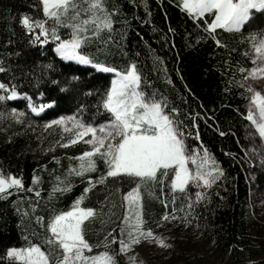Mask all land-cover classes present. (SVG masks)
Here are the masks:
<instances>
[{"label":"snow or ice","instance_id":"snow-or-ice-1","mask_svg":"<svg viewBox=\"0 0 264 264\" xmlns=\"http://www.w3.org/2000/svg\"><path fill=\"white\" fill-rule=\"evenodd\" d=\"M174 2L198 29H202L205 36H198L197 40L211 38L217 47L227 49L228 45L220 39L221 34L227 33L239 37V43L247 45L241 55L249 60L251 67L240 66L237 61L230 82L250 93L246 97L248 106L245 118L261 141L260 150L252 151L259 156L261 166H264V0ZM38 3L42 6L43 18L32 17L27 13L21 14L19 18L20 26L30 37L28 43L44 46L51 41L55 56L65 65L71 63L91 68L96 73L111 74V79L103 90L95 89L82 82L84 77L78 70L61 73V78L51 79L48 70L54 71V64H43L40 66L43 69L41 76L56 86L62 95L37 103V100H42L44 93L38 92L34 100L27 92L18 91L19 85L13 82L17 77L12 73L11 66L5 67L6 61L0 59V73L10 76L8 83L0 81V105L22 99L28 111L39 115L56 105L59 99L79 98L74 112L59 115L41 125L46 130H58L59 134V139L54 140L49 147L42 148V151L47 152L57 146L68 148L77 143L86 146L79 154L67 157L69 163L62 175L56 174V169L51 170L48 196L43 198L49 205L57 193L62 195L72 189L73 177L85 180L86 186L67 210L52 209L46 225L44 217L35 214L42 199V177L34 169L31 184L25 188L22 175L5 173L0 167V200H6L14 193H32V196H17L12 204L15 207L17 201L27 199L32 218L48 233L41 243H33L27 235H23L21 238L28 241L27 244L7 247L0 261L3 264H117V255L127 253L145 240L164 248L171 247L152 228L146 227L144 194L155 197L165 208L157 227L166 221H177L188 227L192 223L195 206L206 198L208 189L222 180L224 168L202 141L195 147L186 143L190 135L200 141L199 131L184 132L181 127L183 121L178 119L180 109L172 107L167 110L165 97L157 99L155 93L145 90L143 74L135 61L118 68L107 63L106 59H100L108 51L109 42L114 43L113 33L117 31L113 28L116 22L114 17L123 15L120 5L114 0L111 7L109 0H38ZM128 3L134 8L143 5L147 12L146 0H128ZM122 23L126 26L128 20ZM62 29L66 31L62 33ZM169 31L174 29L169 28ZM94 45L95 54L92 52ZM236 50L232 48L231 52ZM9 55L19 56L20 53ZM155 59L162 63L159 57ZM224 63L227 65L229 60ZM237 71L240 73L238 79L235 78ZM33 80V87H38L41 77L36 76ZM167 83L171 84L170 78H167ZM90 97L95 98V103H89ZM89 107L95 108L92 120L85 119ZM98 116L104 119L96 122ZM198 116L199 113L189 114L193 129L197 128ZM32 123L25 110L0 106V132L7 131L13 125L23 126L20 132L8 136L9 141L13 136L23 135L24 129ZM217 131L220 136L225 135L218 128ZM249 136L252 137V133ZM225 155L234 156L232 153ZM52 159L60 165V157L53 156ZM98 161L102 162L103 171L98 169ZM40 167L47 170L46 166ZM98 171L100 174L95 178L90 175ZM109 178L113 182L111 188L108 186ZM124 182L132 186L121 192L120 185ZM96 185L109 188V194L114 191L120 195L123 213L122 218L118 217L119 224L106 232L103 239L92 244L85 238V222L91 223L98 216H103L106 219H101V224L107 223L115 215L112 209L116 207L115 202L109 203V211L102 212L108 196H105L104 201H98L100 209L85 206V201L90 199V191ZM157 186L159 196L155 195ZM165 187L168 188L167 194ZM190 188L196 189L194 194L189 192ZM168 196H171V200ZM180 197L181 204L177 208L176 201ZM169 204L172 206L171 212L168 211ZM16 211L21 213V223L24 217L29 216L28 210L22 211L17 207ZM117 229L119 234L114 235ZM33 235L39 236L36 232ZM117 243L118 250L113 247ZM42 244L47 245L48 249L44 250ZM94 248L101 250L93 252Z\"/></svg>","mask_w":264,"mask_h":264},{"label":"trees","instance_id":"trees-1","mask_svg":"<svg viewBox=\"0 0 264 264\" xmlns=\"http://www.w3.org/2000/svg\"><path fill=\"white\" fill-rule=\"evenodd\" d=\"M114 2L121 6L123 15L114 17L116 22L113 28L117 30L113 33L114 43L109 42L108 51L100 59H106L107 63L118 68L124 67L129 61H135L143 74L145 90L155 93L157 99L165 97L167 110L172 107L180 109L178 119L183 121L181 127L184 132L199 131L200 141L190 135L186 143L195 147L202 141L225 170L224 177L213 186L207 201H201L195 206L192 223L188 227L177 221H166L161 227H157L165 208L158 199L144 194L146 227L165 236L171 247L137 264H264V223L259 222L254 214V197L264 188V171L256 165V160L259 159L252 151L253 146L260 150L261 141L245 118L248 106L246 97L250 93L230 82L237 61L240 66L251 67L249 60L241 55L247 45L239 43V37L227 33L220 35V39L228 45L227 49L217 47L211 38L197 40L198 36L203 37L205 34L175 6L174 0H146L147 12L143 5L134 8L128 0ZM112 3L113 0H109V7ZM24 13L43 18L42 6L38 0H0V59L6 61L5 67L11 66L12 73L17 77L13 82L19 85L18 91L27 92L34 100L38 92H43L44 97L37 100V103L61 96L56 86L41 76L43 69L40 66L48 63H53L55 69L48 70L51 79H59L61 73L78 70L84 77L82 82H86L89 87L103 90L109 85L111 74L96 73L91 68L61 62L53 52L54 45L51 41L43 48L39 44H29L30 37L19 24L20 15ZM125 19L128 20L126 26L122 23ZM169 28L174 31H169ZM65 31L61 30L62 33ZM232 48L237 50L231 52ZM13 52L20 55H9ZM92 52L95 54V45ZM225 60H229L227 65ZM21 72L27 75H22ZM36 76H40L41 81L38 87H33V78ZM239 77L240 73L237 71L235 78ZM167 78L171 79V84L167 83ZM9 79L8 73H0V81L8 83ZM78 99H59L56 105L46 109L40 116L28 111L24 100L7 101L0 105L23 109L33 121L31 126L24 129L23 135L13 136L11 141L8 136L20 132L23 126L13 125L7 131L0 132V167L5 173L22 175L25 188L31 184L34 169L42 177V199L35 214L44 217L45 225L52 209L67 210L86 186L85 180L73 177L72 189L62 195L57 193L51 205L43 199L48 196L51 170L56 169V174L62 175L69 163L67 157L79 154L86 146L77 143L68 148L57 146L44 152L42 148L49 147L54 140H58L59 134L58 130H46L41 125L59 115L74 112ZM89 103H95V98L90 97ZM94 112L95 108L89 107L85 119L92 120ZM195 113L200 116L196 119L197 128L193 129L189 114ZM201 116L207 119H201ZM103 119V116H98L96 122ZM217 128L225 135L220 136ZM249 133L256 138L250 137ZM225 153H232L234 156ZM53 156L60 157V165L52 159ZM41 165L46 166L47 170H43ZM97 167L103 171L102 162L98 161ZM99 174V171L90 173L93 178ZM112 184L109 178V188ZM130 186L132 185L124 182L120 185L121 192L127 191ZM109 188L96 185L90 191V199L85 201V206L100 209L98 201H104L105 196H108V202L102 209L104 213L109 211V203L115 202L116 205L112 209L115 215L111 216L109 222L101 224V219H106L103 216H98L91 223L85 222V238L92 244L103 239L106 232L119 224L118 217L122 218L120 195L114 191L109 194ZM164 191L167 194L168 188L165 187ZM155 195L159 196V186L155 189ZM17 196L27 197L32 196V193H14L6 200H0V256H3L9 246L27 244L28 241L21 238L23 235H27L28 240L33 243H41L48 235L46 229L40 228L32 218L27 199L17 201L16 206H13L12 201L17 200ZM168 199L171 200V196ZM181 199L182 197L176 201L177 208L180 207ZM17 207L29 212L22 223ZM171 207L169 204V212ZM33 232L39 236H34ZM113 234L118 235V229ZM113 247L118 250L119 244ZM42 248L47 250L48 246L42 244ZM99 250L101 249L94 248L93 252ZM116 259L117 264H126L123 254L117 255ZM0 264L3 262L0 261Z\"/></svg>","mask_w":264,"mask_h":264},{"label":"rangeland","instance_id":"rangeland-1","mask_svg":"<svg viewBox=\"0 0 264 264\" xmlns=\"http://www.w3.org/2000/svg\"><path fill=\"white\" fill-rule=\"evenodd\" d=\"M254 87H258L254 85ZM252 149H256L254 146ZM258 150V149H256ZM259 160H256V165L260 168V170L264 171V166H261L260 158L257 157ZM213 187L207 190V196L202 202L207 201L210 192L212 191ZM196 191L195 188H190L189 192L193 193ZM194 198V196H193ZM255 198V207H254V214L257 220L261 223H264V188L260 189L259 192L256 194ZM157 235L161 236L165 239V243L168 244V240L165 236H162L158 233ZM167 248L157 245L155 242H148L147 240L142 241L140 244L133 246L127 253L123 254V259L126 264H137L147 258L157 256L163 252H165ZM130 258H134L130 259ZM226 261V260H225ZM224 261V262H225ZM226 264V263H225Z\"/></svg>","mask_w":264,"mask_h":264}]
</instances>
